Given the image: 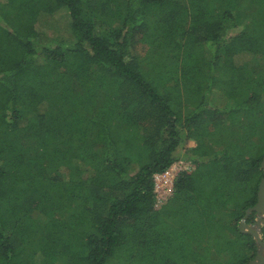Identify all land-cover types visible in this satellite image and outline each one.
Segmentation results:
<instances>
[{"label": "trees", "instance_id": "trees-1", "mask_svg": "<svg viewBox=\"0 0 264 264\" xmlns=\"http://www.w3.org/2000/svg\"><path fill=\"white\" fill-rule=\"evenodd\" d=\"M263 158L264 0H0V264H249Z\"/></svg>", "mask_w": 264, "mask_h": 264}, {"label": "water", "instance_id": "water-1", "mask_svg": "<svg viewBox=\"0 0 264 264\" xmlns=\"http://www.w3.org/2000/svg\"><path fill=\"white\" fill-rule=\"evenodd\" d=\"M262 167L264 169V158ZM262 177L259 184L257 202L246 210L239 225L240 230L253 235L257 243V254L249 264H264V237L262 234L264 226V176ZM252 212L256 213V221L254 223H248L247 219Z\"/></svg>", "mask_w": 264, "mask_h": 264}, {"label": "rangeland", "instance_id": "rangeland-1", "mask_svg": "<svg viewBox=\"0 0 264 264\" xmlns=\"http://www.w3.org/2000/svg\"><path fill=\"white\" fill-rule=\"evenodd\" d=\"M194 140H189L188 142L184 143L180 147L181 153H184L187 149L195 146ZM189 161L186 160H180L177 161L168 171L167 175H169V178H172L183 168H186L188 166ZM166 171V172H168ZM173 180V178H172ZM174 181V180H173ZM157 195H158V204L161 205L165 200L170 198L173 194V182H171V179L168 178H160V181H158V184L156 185ZM263 234V232H262ZM264 237V236H263Z\"/></svg>", "mask_w": 264, "mask_h": 264}, {"label": "built area", "instance_id": "built-area-1", "mask_svg": "<svg viewBox=\"0 0 264 264\" xmlns=\"http://www.w3.org/2000/svg\"><path fill=\"white\" fill-rule=\"evenodd\" d=\"M168 173H170V171H168V172H165V173H163V174H156L155 175V179H156V185L158 184V181H160V178H168V179H171V182H173V180H174V176L172 177L173 178V180H172V178H169V175H167ZM177 175V174H176ZM175 175V176H176ZM157 191V190H156Z\"/></svg>", "mask_w": 264, "mask_h": 264}, {"label": "flooded vegetation", "instance_id": "flooded-vegetation-1", "mask_svg": "<svg viewBox=\"0 0 264 264\" xmlns=\"http://www.w3.org/2000/svg\"><path fill=\"white\" fill-rule=\"evenodd\" d=\"M264 227V226H263Z\"/></svg>", "mask_w": 264, "mask_h": 264}]
</instances>
